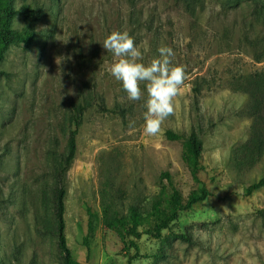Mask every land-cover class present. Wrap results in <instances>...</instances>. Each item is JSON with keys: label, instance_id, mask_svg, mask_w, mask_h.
Instances as JSON below:
<instances>
[{"label": "rangeland", "instance_id": "1", "mask_svg": "<svg viewBox=\"0 0 264 264\" xmlns=\"http://www.w3.org/2000/svg\"><path fill=\"white\" fill-rule=\"evenodd\" d=\"M15 3L39 18L14 20L17 29H35L36 39L29 47L12 45L0 62V264H62L54 190L68 152L72 100L91 104L64 173L65 234L74 258L87 264H128L131 257L133 264H264V188L245 192L264 175V155L253 163L243 156L240 163L239 154L252 125L247 89L264 88V0ZM114 30L134 37L145 63L167 45L174 63L187 66L175 114L156 136L144 131L146 94L129 101L110 74L118 58L102 43ZM167 130L202 137L200 175L212 195L181 212L162 238L123 241L104 226V205L125 213L131 204L150 208L174 187L184 200L197 188L182 140L168 139ZM131 239L139 251L129 247ZM160 252L164 256H156Z\"/></svg>", "mask_w": 264, "mask_h": 264}, {"label": "trees", "instance_id": "2", "mask_svg": "<svg viewBox=\"0 0 264 264\" xmlns=\"http://www.w3.org/2000/svg\"><path fill=\"white\" fill-rule=\"evenodd\" d=\"M19 15L24 16L29 21L39 18V12L29 6L17 7L15 0H0V62L5 58L9 47L12 45L24 43L26 47H29L36 39L37 32L32 27L23 29L14 27V20ZM3 75H5V72L0 69V77ZM246 93L248 96L247 112L252 118V125L249 140L244 145L242 144L243 155L242 153L239 154L240 163L243 162L244 157H247L253 163L255 157L264 155V88H261V86L257 89L250 87ZM90 106L91 104L84 102L74 100L70 102L68 152L60 164L61 167L58 169L56 177L54 214L57 222L58 247L62 264H87L74 258L67 244L64 214L67 191L64 184V173L76 157L77 138L85 113ZM100 106L102 105L100 104ZM102 109H105L104 106H102ZM165 133L170 140H182V158L190 166L192 178L197 183V188L184 200L180 191L174 187L171 193H163L150 208L131 204L125 213H121L112 205H104V226L115 230L123 241L130 236L135 239L140 238L143 234L157 239L162 238L163 231L171 227L172 223L179 218L181 212L191 209L194 205L212 195L210 187L200 175L203 168L201 159L204 150L202 137L196 131H192L188 137L172 130H167ZM163 175L168 177L167 173ZM261 188H264V175L248 185L245 192L251 193ZM170 237L184 241L191 239L188 233H172ZM135 239L129 241V247H134L136 251H139V245ZM156 256H164V253H157ZM132 259V257L129 258L128 264H133Z\"/></svg>", "mask_w": 264, "mask_h": 264}, {"label": "clouds", "instance_id": "3", "mask_svg": "<svg viewBox=\"0 0 264 264\" xmlns=\"http://www.w3.org/2000/svg\"><path fill=\"white\" fill-rule=\"evenodd\" d=\"M102 46L118 58L110 74L121 82L128 100L138 101L146 94L144 131L156 136L175 114V100L187 79V66L174 63L175 52L167 45L160 46L158 56L145 63L144 54L127 30L112 31Z\"/></svg>", "mask_w": 264, "mask_h": 264}]
</instances>
